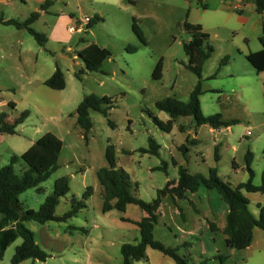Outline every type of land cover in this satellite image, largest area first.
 <instances>
[{
  "label": "rangeland",
  "instance_id": "1",
  "mask_svg": "<svg viewBox=\"0 0 264 264\" xmlns=\"http://www.w3.org/2000/svg\"><path fill=\"white\" fill-rule=\"evenodd\" d=\"M11 0L0 2V115L13 125L23 112L27 117L15 125L14 134L0 135V168L17 157L15 174L25 165L20 156L43 135L50 133L60 144L57 169L36 188L20 194L24 208L37 211L53 193L54 182L68 178L69 191L54 210L62 221L29 222L35 243L47 254L44 262L20 264H123L120 247L136 244L139 229L134 222L145 213L134 204L123 212H103L104 189L97 173L110 169L106 151L114 157V172L121 175L130 196L145 203L158 197L166 183H176L179 168L217 177L236 187L246 182L245 157L251 153L252 183L261 184L264 169V72L257 73L246 60L260 50L264 12L258 14L253 0ZM239 6L234 9V6ZM38 17L30 28L42 34L39 45L26 30L3 24ZM98 17L82 33H68L73 19ZM141 31L145 44L132 32ZM185 23L200 25L208 34L204 46L212 49L201 70L199 103L204 117L220 115L229 127L196 125L192 117H177L169 132L154 125L152 116L170 120L155 104L172 97L187 102L197 78L187 69L183 44L189 34ZM94 43L109 52L100 69L88 72L77 53ZM70 48L71 57L65 54ZM135 47L136 51L127 50ZM64 51V52H63ZM75 55V57H74ZM226 61L223 63L224 59ZM161 60V78L152 77ZM58 68L62 90L43 85ZM107 97L105 114L89 111L92 124L84 140L76 124V109L84 97ZM105 108V106H104ZM250 135H246V132ZM151 138L158 154L149 153ZM250 212L258 217L257 204L264 195L246 193ZM115 198L110 200L113 205ZM227 206L216 190L200 187L184 198H159L153 239L178 248L188 264H264V232L253 230L252 242L243 250L226 247L222 229ZM215 231L209 230V224ZM18 238L4 252L0 264H11ZM133 264H175L160 252L147 248L146 259Z\"/></svg>",
  "mask_w": 264,
  "mask_h": 264
},
{
  "label": "trees",
  "instance_id": "2",
  "mask_svg": "<svg viewBox=\"0 0 264 264\" xmlns=\"http://www.w3.org/2000/svg\"><path fill=\"white\" fill-rule=\"evenodd\" d=\"M127 1L130 4H134V0ZM253 1L256 5V12L258 14L263 13L264 0ZM50 4L51 2L47 0L41 5L40 9L45 10ZM37 17L38 13H33L23 22L7 20L3 24L14 26L18 30H26L39 45H43L45 41L43 35L30 28V24ZM100 20L98 17L92 18L86 28H90ZM185 29L190 37L188 42L183 44V51L187 58L186 67L196 76V84L187 102H182L172 97L157 102L155 104L156 108L167 113L170 120L163 123L152 116V122L164 132L170 131L172 121L177 117H192L196 125L207 124L212 129L229 127L233 123L222 121L220 115L204 117L201 113L199 103V96L202 93L200 85L201 70L204 62L210 57L212 49L209 46H204L209 36L200 25L185 23ZM132 32L142 44H145L135 21L132 24ZM259 43L261 45L260 50L246 55V60L257 73L264 72V27L262 28V35L259 37ZM127 50L135 52L136 48L128 47ZM77 56L84 64L86 71L94 72L100 69L102 63L109 58V52L91 43L81 49ZM225 61L226 58L223 63ZM161 65L160 60L153 70L152 77L155 80L161 78ZM43 85L51 90H62L65 84L60 70L56 68L53 74L43 82ZM110 107L111 101L109 98H97L93 95L84 97L79 103L75 112L76 124L82 130L84 140L87 139V133L92 127L89 111L105 114L106 109ZM26 117L27 112H23L14 124L10 125L5 121V116L1 114L0 135L14 134L15 125L22 123ZM148 141L149 149L147 151L157 155L158 146L151 138ZM59 150L60 144L57 139L47 133L34 141L20 156L19 159L25 165V170L21 175L15 174L13 170L14 164L18 161L17 157H11L9 164L0 168V261L6 249L20 238L21 244L15 248L11 264H20L29 259L44 262L47 254L35 243L34 235L26 224L29 222L44 224L48 221H62L76 212L75 210L69 211L63 219L54 216L58 199L69 191L68 178L66 177H61L54 182L53 193L45 198L37 211L24 208L19 200L21 193L28 189L36 188L57 169L56 159ZM251 158L252 155L248 152L245 157L248 179L236 187L221 181L217 177L215 169H210L208 176L204 177L198 173L189 174L186 169L180 167L176 183H166L164 188L158 191V197L154 201L145 203L130 196L127 184L122 176L113 170L115 166L114 157L111 150L107 149L106 160L110 169H102L97 173L98 180L104 189L102 211L108 212L111 209H116L123 212L127 205L134 204L145 213L141 220L134 222L139 229L138 242L136 244H123L120 247L123 264H133L134 262L145 260L147 248L160 252L170 258L175 264H188L184 257L178 255V248L166 247L155 241L152 230L157 222V209L160 197L171 195L173 198L182 199L186 193H195L200 187L206 190H216L227 206L225 226L222 229L226 247L235 250H243L249 247L252 242L253 230L258 228L264 232V206L257 204L258 217H255L248 208V200L241 193V190H243L246 193L264 195V169L261 175V184L259 186L254 185L252 183L253 171L250 167ZM112 198L116 199L113 205L110 204ZM215 229V225L210 223L209 230L213 232ZM219 260L220 264H222L224 257L220 256Z\"/></svg>",
  "mask_w": 264,
  "mask_h": 264
},
{
  "label": "built area",
  "instance_id": "3",
  "mask_svg": "<svg viewBox=\"0 0 264 264\" xmlns=\"http://www.w3.org/2000/svg\"><path fill=\"white\" fill-rule=\"evenodd\" d=\"M239 8V6H237V5H235L234 6V9H238ZM90 18H87V17H85L83 20H80V19H78V18H75V19H73V26H71V27H69L68 29H67V32L68 33H82L83 32V29H82V24L83 25H85V26H87V24L90 22ZM246 135H250V132H246Z\"/></svg>",
  "mask_w": 264,
  "mask_h": 264
},
{
  "label": "crops",
  "instance_id": "4",
  "mask_svg": "<svg viewBox=\"0 0 264 264\" xmlns=\"http://www.w3.org/2000/svg\"><path fill=\"white\" fill-rule=\"evenodd\" d=\"M3 2L4 4H6V3H9L11 0H0V2ZM66 51H68V52H70L71 50H70V48L68 47V48H66ZM74 57H75V55H74ZM254 233V232H253Z\"/></svg>",
  "mask_w": 264,
  "mask_h": 264
},
{
  "label": "water",
  "instance_id": "5",
  "mask_svg": "<svg viewBox=\"0 0 264 264\" xmlns=\"http://www.w3.org/2000/svg\"><path fill=\"white\" fill-rule=\"evenodd\" d=\"M63 52H64V51H63ZM65 54H68L70 57H71V55H72L70 52H66Z\"/></svg>",
  "mask_w": 264,
  "mask_h": 264
}]
</instances>
